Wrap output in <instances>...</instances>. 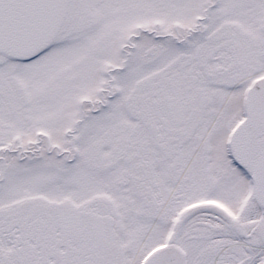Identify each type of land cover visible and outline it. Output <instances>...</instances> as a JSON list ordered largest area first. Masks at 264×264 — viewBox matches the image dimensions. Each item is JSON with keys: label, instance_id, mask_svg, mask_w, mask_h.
Wrapping results in <instances>:
<instances>
[{"label": "snow or ice", "instance_id": "snow-or-ice-1", "mask_svg": "<svg viewBox=\"0 0 264 264\" xmlns=\"http://www.w3.org/2000/svg\"><path fill=\"white\" fill-rule=\"evenodd\" d=\"M0 264H264V0H0Z\"/></svg>", "mask_w": 264, "mask_h": 264}]
</instances>
